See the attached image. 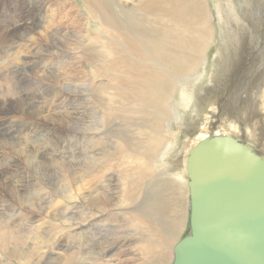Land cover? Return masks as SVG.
<instances>
[{
	"label": "bare ground",
	"instance_id": "bare-ground-1",
	"mask_svg": "<svg viewBox=\"0 0 264 264\" xmlns=\"http://www.w3.org/2000/svg\"><path fill=\"white\" fill-rule=\"evenodd\" d=\"M78 1L0 2L1 15L14 22L0 28V47L9 44L0 53L9 61L1 69L13 67L2 81L13 78L19 65L41 59L24 76L40 89L39 98L28 108L13 107L6 119L13 125L4 133L20 147L0 142V264H10L2 255L17 264H171L186 210L189 226L188 152L204 138L230 137L264 160V100L260 108L256 100L247 105L253 117L237 112L239 120L230 106L219 104L224 110L218 116L212 109L222 62L244 53L240 35L247 24L235 15L243 0ZM210 6L224 16L226 35L208 22ZM18 17L26 23L19 41L4 33L17 32ZM235 37L243 44L238 50ZM41 130L48 135L42 144ZM181 134L186 137L179 141ZM26 149L42 159L28 158L21 152ZM24 164L49 179L47 189L34 183L33 174H21ZM6 192L19 193L20 202L8 204ZM78 233L84 239L80 253L70 248ZM62 245L63 255L53 259Z\"/></svg>",
	"mask_w": 264,
	"mask_h": 264
},
{
	"label": "water",
	"instance_id": "water-1",
	"mask_svg": "<svg viewBox=\"0 0 264 264\" xmlns=\"http://www.w3.org/2000/svg\"><path fill=\"white\" fill-rule=\"evenodd\" d=\"M186 170L189 230L171 264H264V160L233 138L207 137Z\"/></svg>",
	"mask_w": 264,
	"mask_h": 264
},
{
	"label": "rangeland",
	"instance_id": "rangeland-1",
	"mask_svg": "<svg viewBox=\"0 0 264 264\" xmlns=\"http://www.w3.org/2000/svg\"><path fill=\"white\" fill-rule=\"evenodd\" d=\"M75 1H77V2H79L78 0H75ZM254 1V2H253ZM243 0L242 2H239V4L237 5V7H236V11H235V15H237L236 16V19H238V23L239 22H246V30H245V37H247V38H245L243 35H240L241 34V32H240V38L244 41V45H245V48H244V50H243V55L241 56V57H239V58H236V59H234V61H230L231 60V56H230V60L228 59L227 60V58L225 59V64L222 62V67L218 70V67L220 66V65H218L217 66V70H218V72L220 73V77H219V79H220V81L222 82L221 84H220V91L218 90L217 91V89L218 88H216L215 89V94H216V97L215 96H213L212 97V100H215V101H213V102H215L216 103V107H213L212 109H215L216 110V116H218L219 114H220V112H221V110L223 111L224 109H222V108H219V107H228V106H230L229 108H228V110H231V111H233V113L235 114L234 115V118H237L236 120H239V118H240V113H237V112H239L240 110H242V111H246V113H248L249 115H251L252 117H253V115H254V113H255V110H254V112H252L251 110H250V108H249V110L247 109V105L250 107V105H251V103L252 104H254L253 103V100L255 101L256 100V107H258V108H260V106H261V103H262V101L264 100V97L262 96H260V97H258L260 94L261 95H264V0ZM0 2H3L4 4H5V6L7 7V0H0ZM19 2H21V3H23V4H26L27 2H28V0H19ZM26 2V3H25ZM248 2V3H247ZM251 2V3H250ZM79 4V3H78ZM247 4V5H246ZM246 6V7H245ZM248 11V12H247ZM244 13V14H243ZM22 15H24V14H22ZM220 15V16H219ZM241 15V16H240ZM4 16H6L5 18H4ZM4 16H2L1 15V11H0V22H4V23H1L0 24V28H8V27H10L11 25H13V20H11L10 19V17H12L10 14H7L6 13V15H4ZM211 16V17H210ZM244 16V17H243ZM219 17V18H218ZM243 17V18H242ZM247 17V18H246ZM23 18V16H21V19ZM212 18V19H211ZM10 21H9V20ZM21 19L18 17V19L17 20H19V22H18V27H19V29H17V32L15 33V30H10V31H13L15 34H11V33H9L10 31H5L4 33L6 34V33H8V34H6V35H8L10 38H11V36L12 35H14L13 36V39H15V40H18L19 41V36H20V34H21V27H23L24 26V24H26V23H23V22H21ZM220 20V21H219ZM9 22V23H8ZM11 22V23H10ZM208 22L209 23H211V25L212 26H214V30H215V32L218 34H225L226 35V27H225V25L226 24H224V22H225V18H224V16L219 12V11H217L215 8H213L212 6H210V9H209V12H208ZM220 22H221V24H220ZM233 22H235L234 20H233ZM42 25H43V23H41ZM234 24V23H233ZM216 25H218V26H216ZM221 25V26H220ZM248 26V27H247ZM44 27V26H43ZM221 28V29H219V28ZM45 28V27H44ZM95 29V24H92L91 25V31H93ZM43 30V29H42ZM243 30V31H244ZM2 30L0 29V32H1ZM229 32H230V30H229ZM250 34V35H249ZM238 35V36H239ZM237 36V37H238ZM237 37H235L232 41L234 42L233 43V48L234 49H236V50H238V49H240V47H241V44H242V42L241 43H239L238 41H237ZM244 37V38H243ZM226 39H228L227 37H226ZM217 41H218V39H216L215 41H214V43L216 44L215 46H217ZM247 43V44H246ZM237 44H239L238 46H237ZM2 46H4V47H0V53L2 52V50L3 51H6L7 49H8V47H9V44H7V43H5L4 45H2ZM215 46H213V48L215 47ZM242 46H243V44H242ZM226 47V46H225ZM212 48V51H214V49ZM257 48V49H256ZM210 55V59H213L212 57L214 56L213 55V53H210L209 54ZM7 56H8V54H7ZM7 56L5 57L6 59H2V60H0V63L2 64H0L1 66H0V93L2 94H0V142L1 141H3V142H5V141H7V140H9V141H7V142H5V143H14V144H16L15 146H18L19 145V142H18V140L16 139V138H14V137H11L10 135H8V134H5L4 133V129L6 130L7 128H8V126L10 125V126H12L13 124H9V123H7V120L11 117V115H10V113H12V110H13V107H17V106H19V105H22L23 104V107L25 108V107H27L28 108V102L30 103V101L32 100L33 101V99L34 100H36V99H38L39 98V95H40V89L39 88H37L35 85H33L29 80H28V78L27 77H24L25 76V74H27V75H30L29 73H28V71L29 70H32V69H34V67H38L39 65H41V59L40 60H35L34 59V61H33V64H31L30 66H28V67H26V65H24V64H22V65H19L18 67H17V69H16V72H17V74H15L14 76H13V78H9V79H4V81H2V76H5V75H7V70H10L11 68V70H13V67H8L7 69H5V70H2L1 69V67L2 66H5L6 65V63H9V61L7 60ZM21 57H25V55L22 53V54H20L19 55V58H20V60L22 61L23 60V58H21ZM209 58V57H208ZM242 59V60H241ZM4 63H3V62ZM7 61V62H6ZM12 62V65L13 64H15V60H12L11 61ZM36 62V63H35ZM242 62V63H241ZM5 64V65H4ZM230 64H231V66H230ZM223 65H224V67H223ZM226 66H228V67H226ZM230 66V67H229ZM25 69H24V68ZM29 68H31V69H29ZM239 68V69H238ZM25 72H24V71ZM26 70H28V71H26ZM216 70V71H217ZM19 71V72H18ZM22 72V73H21ZM48 73H49V71H47ZM46 72V73H47ZM2 73V74H1ZM201 72L200 71H198L197 72V74L195 75V76H197V75H199ZM217 73V72H216ZM218 73V74H219ZM23 74V75H22ZM217 74V75H218ZM21 77V78H19V77ZM23 76V77H22ZM32 76V75H31ZM250 76V77H249ZM253 76V77H252ZM261 76H263V80H261L262 78H261ZM23 78H24V80H23ZM17 79H20V80H17ZM7 80V81H6ZM12 81V82H9V81ZM22 80V81H21ZM25 80H27V82H29V84H27V82L25 81ZM6 81V82H5ZM16 81V82H15ZM45 80H43V82H44ZM8 82V83H7ZM1 83H4V84H6V85H4V84H1ZM13 83V84H12ZM44 83H47L46 81L44 82ZM249 83H252V84H249ZM8 84H11V85H8ZM22 84V85H21ZM255 84V85H254ZM4 87H3V86ZM8 85V86H7ZM18 85V86H17ZM31 85V86H30ZM42 85H43V87H42V91H43V96L44 97H46L47 95H48V93H47V90H46V85L45 84H43L42 83ZM45 85V86H44ZM249 85V86H248ZM252 85V86H251ZM12 86V87H11ZM20 86V87H19ZM23 86V87H22ZM29 88H28V87ZM248 86V87H247ZM251 86V87H250ZM8 87V88H7ZM36 87V88H35ZM5 88H7V89H5ZM14 88V89H13ZM34 88V89H33ZM255 88V89H254ZM5 91H4V90ZM22 89V90H21ZM26 91H25V90ZM38 89V90H37ZM44 89V90H43ZM259 89V90H258ZM13 92V90H14V93H18V91H19V93H18V95L21 97V96H23V97H21V98H19V96H17V95H13L14 93H12L11 91ZM33 90V91H32ZM3 91V92H2ZM16 91V92H15ZM5 92V93H4ZM36 92V93H35ZM38 92V93H37ZM21 93V94H20ZM29 93V94H28ZM33 93V94H32ZM177 94H176V100L177 101H179V99H180V96H179V92L177 91L176 92ZM246 93V94H245ZM257 93V94H256ZM7 94V95H6ZM32 94V95H31ZM36 96H35V95ZM39 94V95H38ZM248 94V100H247V103L248 104H246V103H244V101H245V97H246V95ZM10 95V96H9ZM12 95V96H11ZM27 95V96H26ZM239 95H243V96H239ZM252 95V96H251ZM257 95V96H256ZM2 96V97H1ZM4 96V97H3ZM6 96V97H5ZM14 96V97H13ZM31 96V97H30ZM235 96V97H234ZM9 97V98H8ZM13 97V98H12ZM28 97H30V98H28ZM255 97V98H254ZM2 98H4V99H2ZM15 98V99H14ZM7 99V100H6ZM12 99V100H11ZM19 99V100H18ZM223 99H225V100H223ZM238 99V100H237ZM262 99V100H261ZM4 100H6V101H4ZM22 100H24V101H22ZM25 101H27V102H25ZM219 101H222V103H219ZM238 101V102H237ZM258 101V102H257ZM5 102H7V103H5ZM218 102V103H217ZM229 103V104H228ZM234 103V104H233ZM219 104H220V106H219ZM228 104V105H227ZM4 105V106H3ZM15 105V106H14ZM25 105H27V106H25ZM199 106H201L202 107V104H199ZM217 106H219V107H217ZM5 107V108H4ZM9 107V108H8ZM11 107V108H10ZM200 107V108H201ZM256 107H255V109H256ZM236 108H238L237 110L238 111H236ZM227 109V108H226ZM9 112H7V111ZM10 110V111H9ZM259 110V109H258ZM32 111V110H31ZM208 111V110H207ZM181 112H183L182 110H180L179 111V113H181ZM8 115H7V114ZM184 113V112H183ZM200 113V111L198 112V114ZM219 113V114H218ZM5 114V115H4ZM203 113H201V115H202ZM218 114V115H217ZM260 114L262 115V117H263V115H264V109H262V110H260ZM93 116H94V113H93ZM183 118H185L184 117V114H183ZM182 118V119H183ZM7 119V120H6ZM243 119V118H242ZM181 123H183L184 125H187L186 123H184V119L183 120H181ZM5 127V128H4ZM2 133V134H1ZM38 135H39V137H38ZM38 135H37V140L39 139V143L40 144H42V143H44V142H46L47 140H48V135H46L45 133H44V131L43 130H41L39 133H38ZM44 136V137H43ZM46 136H47V138H46ZM186 137V135L184 134V135H180V138H178V139H180L179 141H182V140H184L185 139V137ZM43 137V138H42ZM40 138H41V140H40ZM14 141V142H13ZM17 141V142H16ZM178 141V142H179ZM184 142V141H183ZM18 143V144H17ZM18 147H20V146H18ZM76 148H79V144H76ZM19 150H21V148L19 149ZM21 152H25L26 154H27V157L28 158H30V159H34V157L36 156V154H34V152L32 151V153H31V150H28V149H26V151L25 150H23V151H21ZM29 152H30V155H29ZM48 153V152H47ZM16 154H18V152L16 153ZM33 154V155H32ZM32 156H33V158H32ZM39 156V157H38ZM37 157L38 158H36L35 157V159H39V161L42 159V155H38V153H37ZM75 157H77V156H75ZM3 163V156H1L0 155V166H1V164ZM25 165V164H24ZM46 165H48V163L47 164H45V167H46ZM27 166L25 165V167L22 165V169H23V172L21 173V174H23L24 172V174L29 178V175L31 176L32 174V179L34 180V183H36V185L40 188V189H47V187H46V183H47V181L49 180V179H47L44 175H43V173L41 174L39 171H38V173H37V170H35V169H29L28 167L26 168ZM25 169H27V170H25ZM28 170L30 171V172H28ZM46 170V169H45ZM35 172V173H34ZM31 173V174H30ZM37 173V174H36ZM45 173V172H44ZM38 176V179L36 178ZM33 177H35V178H33ZM0 178H1V175H0ZM40 178V179H39ZM44 178V179H43ZM23 180V181H22ZM17 181V180H16ZM18 181H22V182H24V176L22 177V179L21 178H18ZM40 181V182H39ZM0 182H1V180H0ZM38 183V184H37ZM45 184V185H44ZM40 185V186H39ZM35 188V187H34ZM28 189V188H27ZM16 193V192H15ZM15 193H12V192H6V193H3V195L5 196V201L8 203V204H18L17 202H20V196H18L19 195V193H17V194H15ZM8 194V195H7ZM52 194V193H51ZM13 195V196H12ZM12 196V197H11ZM19 200V201H18ZM2 202H4V200H1ZM183 213V212H182ZM184 215V214H183ZM187 217H188V213H187V210H186V219H185V216H184V224H183V228H181V230H177L176 231V235L178 236V241L181 239V238H183L187 233H188V230H189V226H188V222H187ZM186 221V222H185ZM91 233L93 234V235H97V237H98V239L100 238V233L98 232V230L97 229H95V228H92V231H91ZM23 239V242L22 243H25L26 244V239L25 238H22ZM25 239V240H24ZM83 238L81 237V236H79V233H78V237L77 238H74L73 239V241H72V243L73 244H71L70 246V248H72L73 250H75L77 253H80V252H83V249H84V243H83ZM67 242H68V240L64 237V239H63V244L64 245H67ZM75 242V243H74ZM82 242V243H81ZM81 244V245H80ZM98 244H100V246H101V244H103L102 242H99ZM22 244H20V248L21 247H23V245L21 246ZM64 246L62 245V246H60L59 247V249H56L54 252H55V255L53 256V259H55V258H57L58 256H60V255H63V250H64V248H63ZM19 248V247H18ZM19 248V249H20ZM34 248V247H33ZM80 249V250H79ZM96 252H98V254H100V255H98L99 257H101L102 256V253H103V251L101 250H98V251H96ZM5 253V252H4ZM2 255V254H1ZM2 260H4V261H6V262H8V263H10V264H17L16 263V261L15 260H9L8 258H6V256H4V255H2ZM81 260V259H80ZM13 263H12V262ZM49 262V261H48ZM5 264V263H4ZM170 264V263H169Z\"/></svg>",
	"mask_w": 264,
	"mask_h": 264
}]
</instances>
